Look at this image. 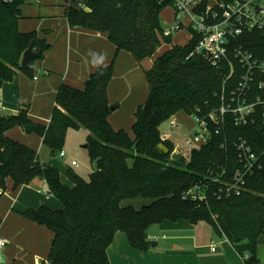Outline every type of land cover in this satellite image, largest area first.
<instances>
[{
	"label": "trees",
	"instance_id": "1",
	"mask_svg": "<svg viewBox=\"0 0 264 264\" xmlns=\"http://www.w3.org/2000/svg\"><path fill=\"white\" fill-rule=\"evenodd\" d=\"M28 1H0V86L19 72L34 77L35 61L51 46L37 31L20 30L21 6ZM82 1L86 4L83 9L66 8L69 25L107 33L116 47L113 60L96 67L84 88L62 83L47 124L31 119L29 105H21L16 113L0 115L2 192L8 189V179L17 189L43 177L48 193L62 203L60 209L41 206L21 212L54 234L48 258L42 264H110L108 249L117 232L126 233L132 247L147 251L152 243L149 228L164 220L179 219L209 223L242 256L249 254L245 264H261L258 249L264 244V170L248 176L246 190L240 195L220 197L221 183L210 179L208 168L214 163L225 166L231 177L238 167L236 153L222 149L221 143L227 137L232 140L243 136L250 139L254 150H259L264 146L262 123L236 127L227 122L222 134L214 133L202 149L176 157L171 156L173 144L160 137L161 126L173 115H192L197 108L208 112L220 104L215 93L221 90L229 70L212 66L200 55H191L197 36L186 45H178L172 44V35H163L161 13L165 6H172L171 0ZM32 42L40 55L23 68L22 55ZM163 42L172 47L158 54ZM237 44L264 59V28L245 33ZM123 50L139 63L156 56L153 66L145 71L149 95L136 108L131 132L114 128L109 120L113 105L108 90L116 56ZM13 127L42 137L52 156L62 151L69 129L86 128L90 131L87 149L95 169L87 179L70 166L65 173L70 183L64 182L60 171L42 161L38 151L7 135ZM159 144L168 152H158ZM200 181L209 186L205 200L187 194ZM137 196L151 201L141 208L122 205L123 200Z\"/></svg>",
	"mask_w": 264,
	"mask_h": 264
},
{
	"label": "crops",
	"instance_id": "2",
	"mask_svg": "<svg viewBox=\"0 0 264 264\" xmlns=\"http://www.w3.org/2000/svg\"><path fill=\"white\" fill-rule=\"evenodd\" d=\"M65 3L66 0H30L21 6L23 17L19 20L20 30L37 31L39 37L51 46L43 58L35 61L34 75L37 79L19 72L12 81L0 86V115L16 113L21 105H29L31 119L47 124L62 83L84 88L96 67L113 60L116 47L108 34L71 27L65 16ZM93 53L104 57L101 64H93ZM155 58L149 57L139 63L130 52L123 50L117 54L108 90L109 102L117 106L109 116L114 128L131 132L136 108L149 95L145 71L153 66ZM181 120L186 121V115ZM7 135L38 152L43 149L42 137L27 133L21 127L11 128ZM42 161L57 168L66 182L63 173L69 165L65 168L57 162ZM41 206L62 207L61 201L48 193L43 177H36L17 189H13V181L8 179L7 191L3 193L0 188V236L7 240V244L0 247V255L3 256L0 264H42L47 260L53 232L21 213ZM153 227L154 230L148 234L152 243L147 251L132 247L126 233L117 232L108 249L110 264H243V256L233 244L216 233L207 222L194 224L186 219L175 222L164 220ZM213 244L215 250H212ZM262 251L264 244H260L258 249L261 264H264Z\"/></svg>",
	"mask_w": 264,
	"mask_h": 264
},
{
	"label": "built area",
	"instance_id": "3",
	"mask_svg": "<svg viewBox=\"0 0 264 264\" xmlns=\"http://www.w3.org/2000/svg\"><path fill=\"white\" fill-rule=\"evenodd\" d=\"M171 1L173 19L169 26L164 27L163 35L171 36L186 29L190 40L197 36L191 55H200L212 66L229 70L224 74L221 90L215 93L220 104L208 112L201 108H197V112L192 115L183 112L186 122H191L186 130L180 123L185 121L179 122L178 113L163 123L165 127L161 126L160 137L173 144L171 156L202 149L211 141L214 133L222 134L227 122H232L236 127L259 123L264 127V59L258 58L243 44H237V40L245 33L264 28V0H207L206 3L203 0ZM65 7L83 9L86 4L82 0H66ZM33 78L38 77L34 75ZM221 148L232 149L236 153L238 167L229 177L225 166L214 163L208 168V176L221 183L218 190L220 197L240 195L246 190L248 176L264 170V146L254 150L250 139L240 136L232 140L227 137L221 143ZM59 155L66 157L63 150ZM71 163L77 164L76 160ZM208 188V184L200 181L187 194L205 200ZM6 244L7 240L0 236V247ZM212 250H215L214 244ZM248 257L249 254L245 253L243 264Z\"/></svg>",
	"mask_w": 264,
	"mask_h": 264
},
{
	"label": "rangeland",
	"instance_id": "4",
	"mask_svg": "<svg viewBox=\"0 0 264 264\" xmlns=\"http://www.w3.org/2000/svg\"><path fill=\"white\" fill-rule=\"evenodd\" d=\"M36 3V2H31ZM173 7L170 5H167L164 7L161 13V23L164 27L169 26L170 22L173 19ZM189 33L186 29L180 30L178 32H175L172 35V43L178 44V45H186L188 43ZM170 46V44L163 42L162 46L159 47L158 51L163 52L167 50V48ZM172 47V46H171ZM186 114L183 112H179L177 117L179 119V122L182 121ZM183 123V130H186L187 127L190 126L191 122H180ZM163 128L165 125L162 126ZM90 134V131L87 130L84 127H81L80 129H69L66 135V139L64 141L62 150L66 153V157L61 158L59 154L57 156L52 157L51 151L49 147L43 146L42 151H39L40 158L42 160L46 161H52L57 162L60 164V167L65 168L69 165L71 166L77 173L82 175L85 178H89V174L92 172V170L95 169V165L92 164L88 149L84 147L86 144V138L87 135ZM76 160L77 164L76 166L72 165L71 160ZM63 178L66 182H69L68 178H66L65 173H63ZM151 200L149 198H144L142 196H137L130 199L123 200V205H132L135 208H141L143 205L148 204ZM151 230H154V227L152 226L148 230V234H151ZM263 250V249H261ZM262 253V258L264 260V251Z\"/></svg>",
	"mask_w": 264,
	"mask_h": 264
},
{
	"label": "water",
	"instance_id": "5",
	"mask_svg": "<svg viewBox=\"0 0 264 264\" xmlns=\"http://www.w3.org/2000/svg\"><path fill=\"white\" fill-rule=\"evenodd\" d=\"M40 55V52H37L34 48V43L32 42L30 46L24 51L21 59V66L23 68H27L30 65V61L37 58ZM117 108L116 105H113L111 107L112 110H115ZM85 148L88 147L87 144L84 145ZM157 151L162 153V152H168V149L165 145L159 144L157 146ZM2 255H0V258L2 259Z\"/></svg>",
	"mask_w": 264,
	"mask_h": 264
},
{
	"label": "clouds",
	"instance_id": "6",
	"mask_svg": "<svg viewBox=\"0 0 264 264\" xmlns=\"http://www.w3.org/2000/svg\"><path fill=\"white\" fill-rule=\"evenodd\" d=\"M93 55V64L99 65L103 62L104 57L102 55H97L95 53L92 54Z\"/></svg>",
	"mask_w": 264,
	"mask_h": 264
}]
</instances>
